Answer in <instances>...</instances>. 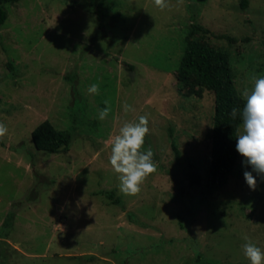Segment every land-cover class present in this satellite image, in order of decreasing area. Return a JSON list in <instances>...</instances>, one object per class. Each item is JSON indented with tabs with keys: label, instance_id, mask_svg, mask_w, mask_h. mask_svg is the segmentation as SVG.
<instances>
[{
	"label": "rangeland",
	"instance_id": "374dc122",
	"mask_svg": "<svg viewBox=\"0 0 264 264\" xmlns=\"http://www.w3.org/2000/svg\"><path fill=\"white\" fill-rule=\"evenodd\" d=\"M166 2L163 11L154 0L5 4L0 264H250L245 236L264 251V180L253 172L257 189L248 187L243 173L252 169L241 156L228 184L208 189L215 94L190 96L177 74L199 23L212 33L191 37L229 50L239 92L251 90L253 75L264 76V0L246 10L240 0ZM93 83L99 95L89 94ZM105 100L111 111L100 120ZM140 116L149 120L144 149L157 171L126 196L109 163L111 144ZM46 119L73 131L67 152L35 147L32 132ZM191 163L203 177L196 186Z\"/></svg>",
	"mask_w": 264,
	"mask_h": 264
},
{
	"label": "trees",
	"instance_id": "16d2710c",
	"mask_svg": "<svg viewBox=\"0 0 264 264\" xmlns=\"http://www.w3.org/2000/svg\"><path fill=\"white\" fill-rule=\"evenodd\" d=\"M20 0H0V26H3L9 16L5 4ZM250 0H240V7L246 10ZM88 10L96 12L91 6ZM212 33L202 24L191 25L190 34L185 39V49L178 67V83L181 88H188L189 95L198 94L199 90L213 91L215 94V113L211 134L212 153L208 165L206 186L208 189H220L228 184L231 174L238 165L241 155L236 151L237 137L241 134V112L245 100L235 83V71L231 63V53L224 48H217L200 38L191 37L197 31ZM196 88H199L198 90ZM74 94L79 95L77 86ZM237 108L235 119L230 115L232 108ZM35 147L49 153L67 152L73 139V131L58 129L51 120L41 122L32 132ZM173 147L180 156L177 143ZM191 185L203 182L200 171L191 163L189 172ZM114 204H122L123 200L114 191L107 193Z\"/></svg>",
	"mask_w": 264,
	"mask_h": 264
},
{
	"label": "clouds",
	"instance_id": "9594fccd",
	"mask_svg": "<svg viewBox=\"0 0 264 264\" xmlns=\"http://www.w3.org/2000/svg\"><path fill=\"white\" fill-rule=\"evenodd\" d=\"M154 5L161 11L169 7L166 0H154ZM254 82L251 90L245 88L241 96L245 100L241 112L242 134L237 137L236 151L244 158L243 163L251 166L252 171H244V179L248 187L255 191L258 181L253 175L255 172L264 180V76L253 75ZM100 85L93 83L89 86V94L99 95ZM105 107L98 113V118L104 120L111 111L108 100ZM124 111H134L127 102L123 105ZM237 108H232L231 117L236 118ZM149 120L147 116H140L138 122H125L115 135L111 144L109 163L119 181V191L126 196H136L141 192V185L157 171L153 159L154 153L149 147L144 149L145 137L149 134ZM7 126L0 122V138L7 133ZM243 246V254L250 264H264V251L247 236Z\"/></svg>",
	"mask_w": 264,
	"mask_h": 264
}]
</instances>
